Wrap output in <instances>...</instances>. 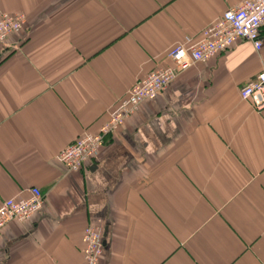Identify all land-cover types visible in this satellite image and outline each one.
I'll use <instances>...</instances> for the list:
<instances>
[{"label": "crops", "instance_id": "obj_1", "mask_svg": "<svg viewBox=\"0 0 264 264\" xmlns=\"http://www.w3.org/2000/svg\"><path fill=\"white\" fill-rule=\"evenodd\" d=\"M243 0H0L26 24L0 53V204L45 203L0 234V264H264V110L240 91L264 70L250 42L182 72L70 171L58 154L98 133L170 50Z\"/></svg>", "mask_w": 264, "mask_h": 264}, {"label": "built area", "instance_id": "obj_2", "mask_svg": "<svg viewBox=\"0 0 264 264\" xmlns=\"http://www.w3.org/2000/svg\"><path fill=\"white\" fill-rule=\"evenodd\" d=\"M26 21L24 13L12 14L0 9V53L5 51L14 36L23 31ZM263 29L264 0H243L226 10L203 29L197 40L187 39L170 50L172 65L157 68L139 78L120 100L119 106L110 114L100 132L80 134L60 151L58 158L70 171L82 170L88 161L98 157L106 138L117 131L142 102L156 99L182 72L229 51L238 42H250L260 51ZM240 96L252 103L256 110H264V70L242 87ZM44 203L45 196L38 187L31 189L28 198L5 199L0 204V234L12 221L31 219ZM104 233L100 226L86 227L83 237L85 264H102Z\"/></svg>", "mask_w": 264, "mask_h": 264}, {"label": "water", "instance_id": "obj_3", "mask_svg": "<svg viewBox=\"0 0 264 264\" xmlns=\"http://www.w3.org/2000/svg\"><path fill=\"white\" fill-rule=\"evenodd\" d=\"M104 236H107V231L105 230ZM104 245H106V241H104Z\"/></svg>", "mask_w": 264, "mask_h": 264}]
</instances>
